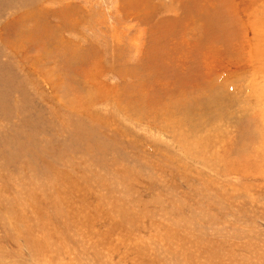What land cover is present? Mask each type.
<instances>
[{
    "label": "rangeland",
    "instance_id": "rangeland-1",
    "mask_svg": "<svg viewBox=\"0 0 264 264\" xmlns=\"http://www.w3.org/2000/svg\"><path fill=\"white\" fill-rule=\"evenodd\" d=\"M0 264H264V0H0Z\"/></svg>",
    "mask_w": 264,
    "mask_h": 264
},
{
    "label": "bare ground",
    "instance_id": "bare-ground-1",
    "mask_svg": "<svg viewBox=\"0 0 264 264\" xmlns=\"http://www.w3.org/2000/svg\"><path fill=\"white\" fill-rule=\"evenodd\" d=\"M36 25V24H35Z\"/></svg>",
    "mask_w": 264,
    "mask_h": 264
}]
</instances>
